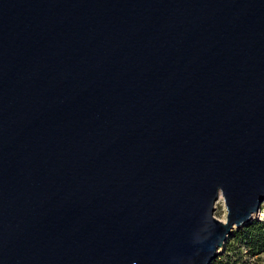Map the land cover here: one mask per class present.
Listing matches in <instances>:
<instances>
[{
    "label": "water",
    "instance_id": "1",
    "mask_svg": "<svg viewBox=\"0 0 264 264\" xmlns=\"http://www.w3.org/2000/svg\"><path fill=\"white\" fill-rule=\"evenodd\" d=\"M263 202L264 0H0V264H210Z\"/></svg>",
    "mask_w": 264,
    "mask_h": 264
},
{
    "label": "trees",
    "instance_id": "2",
    "mask_svg": "<svg viewBox=\"0 0 264 264\" xmlns=\"http://www.w3.org/2000/svg\"><path fill=\"white\" fill-rule=\"evenodd\" d=\"M264 210V202L260 206ZM264 253V218L253 219L234 230L222 251L210 264H239L243 256L258 258Z\"/></svg>",
    "mask_w": 264,
    "mask_h": 264
},
{
    "label": "rangeland",
    "instance_id": "3",
    "mask_svg": "<svg viewBox=\"0 0 264 264\" xmlns=\"http://www.w3.org/2000/svg\"><path fill=\"white\" fill-rule=\"evenodd\" d=\"M214 217L220 221H225L226 219V208L221 196L215 203ZM263 218H264V210L260 208L259 213L256 216H254L253 219L261 220ZM239 264H264V253L260 255L257 259L248 256H243Z\"/></svg>",
    "mask_w": 264,
    "mask_h": 264
}]
</instances>
